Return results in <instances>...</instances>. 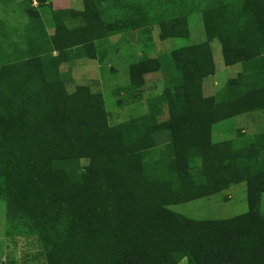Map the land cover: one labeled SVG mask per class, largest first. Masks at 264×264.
Masks as SVG:
<instances>
[{"label":"trees","instance_id":"obj_1","mask_svg":"<svg viewBox=\"0 0 264 264\" xmlns=\"http://www.w3.org/2000/svg\"><path fill=\"white\" fill-rule=\"evenodd\" d=\"M82 1L81 10L54 13L52 34L32 0H22L28 20L18 41L0 20L6 236L35 235L47 264H264V129L242 147L211 142L215 123L264 113V0ZM195 12L204 42L142 53L115 89L136 100L145 75L160 71L165 89L142 115L111 125L100 91L67 92L60 66L101 62L96 42L155 25L162 40L186 37ZM63 16L81 23L67 25ZM213 40L223 64L239 68L218 98L202 89L216 71ZM158 131L169 134L162 146ZM242 182L244 214L197 220L168 208Z\"/></svg>","mask_w":264,"mask_h":264},{"label":"rangeland","instance_id":"obj_2","mask_svg":"<svg viewBox=\"0 0 264 264\" xmlns=\"http://www.w3.org/2000/svg\"><path fill=\"white\" fill-rule=\"evenodd\" d=\"M58 1L60 0L55 2ZM128 1L136 3L138 0ZM59 4L69 5L72 8L79 7L78 0H61ZM22 7V0L0 1V19H3L2 21L10 30V41L11 39L18 41L20 38L18 35L24 31L27 23L28 19L24 15ZM40 12L47 30L52 31L53 20L49 18L50 12L45 8L41 9ZM77 22H80V20L71 21L69 24ZM187 23L188 34L186 37H172L168 40H162L159 35V27L155 25L151 28V33L142 29L130 31L127 35H124L132 38L133 42L125 41L112 44L107 39L97 42L96 50L102 53L101 56L104 58L101 62H98L99 70L95 75L85 76L80 74L76 69L78 60L73 61V63L65 62L60 66L67 92H72L75 86L90 85L91 83V89H98L97 91L103 94L108 122L111 125L142 115L147 111V100L154 95L163 93L165 89L164 78L160 71L145 75V84L137 93L139 98L136 100L123 97L126 95L123 91L115 96L114 91L116 88L128 83L129 66L135 63L142 53L155 57L170 50L204 42L206 36L202 14L195 12L188 15ZM119 36L121 35H115L114 37L120 38ZM211 46L216 71L214 75L204 80L202 89L205 96L218 98L223 94L226 80L234 76L239 68L225 66L222 63L220 45L216 40L211 42ZM98 60L96 59L95 62ZM89 78L95 81H91ZM165 118L166 116H163L162 120ZM263 129V112L245 113L215 123L212 127L211 142L230 141L234 147H242L252 142L254 136ZM167 137H169L168 133L158 131L155 134L156 145L162 146L168 142ZM168 208L197 220L226 219L237 216L245 213L248 209L246 185L244 182L234 184L213 196L170 205ZM260 210L264 214V194L261 196ZM5 229L6 207L3 203H0V264H47L41 243L35 235L6 236ZM179 264H188L187 259H183Z\"/></svg>","mask_w":264,"mask_h":264},{"label":"crops","instance_id":"obj_3","mask_svg":"<svg viewBox=\"0 0 264 264\" xmlns=\"http://www.w3.org/2000/svg\"><path fill=\"white\" fill-rule=\"evenodd\" d=\"M55 1H57V0H54V1H52V0H45L44 3H42L41 5H38V3H37L36 0H32V6H34L38 10V12L40 14V17H41V19L43 21H44V19H43V16H42L40 10L41 9L43 10L44 8L47 9L50 12V16H49L50 20H54V13H56V11H61V10H75V11H78V10H81L82 9V3H83L82 0H78V6H79L78 8H72L69 5H60L59 2H61V0L58 1L57 3ZM63 17H64L63 20H65V24H67V25H79L81 23V21H80V22H77V23H74V24H71V23L69 24V22H71V21L81 20L79 17H77L75 19L69 18V17H65V16H63ZM0 20H3V19H0ZM44 24H45V22H44ZM45 28H46V31H47L48 34L54 33V30H55L54 21H53L52 31L49 32L47 30V27L46 26H45ZM127 34H128V32L115 34V35H121V36H119L120 38L122 37L120 41H119L120 38H118V37L115 38L114 37L115 35L108 36L105 39H107L108 41H110L112 44H117V43L125 42V41L133 42L134 40L132 38L127 37V36H124V35H127ZM102 40H104V39H102ZM102 40H100V41H102ZM95 47H97V42L95 43ZM220 54H221V48H220ZM138 56H140V55H138ZM75 60H78L76 62V69L79 71L80 74H83L85 76L95 75L96 72L99 70V66H98V62L99 61H96L95 62V60H96L95 58H92V59H89V58H79V59H75ZM71 63H73V61ZM222 63H223V59H222ZM234 66L237 67L236 65H233V67ZM89 80L95 81V80H92L91 78H89ZM94 83L96 84V82H94ZM87 86H89L90 89H91V83H90V85H87ZM95 88H97V87H95ZM91 90H93V89H91ZM97 90H93V91H97ZM213 195H210V196H213ZM210 196H208V197H210ZM260 207H261V204H260ZM233 217H235V216H233ZM263 241H264V239H263ZM263 248H264V242H263Z\"/></svg>","mask_w":264,"mask_h":264}]
</instances>
